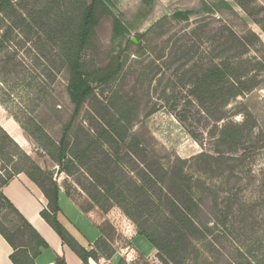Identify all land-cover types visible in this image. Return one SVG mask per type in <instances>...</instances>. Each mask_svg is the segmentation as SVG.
<instances>
[{
  "label": "rangeland",
  "instance_id": "1",
  "mask_svg": "<svg viewBox=\"0 0 264 264\" xmlns=\"http://www.w3.org/2000/svg\"><path fill=\"white\" fill-rule=\"evenodd\" d=\"M110 1L112 13L129 31L120 48L129 50L118 56L120 45L112 44L111 20H104L92 47L81 54L87 72L96 73L94 97L70 136L84 144L121 112L130 121L126 143L135 135L140 152L129 150L126 158L122 149L117 166L109 157L114 149L103 144L93 148L83 166L66 174L25 137L23 128L32 119L43 121L47 134L58 141L71 111L58 64H48L47 70L38 55L51 58L53 51L34 36L24 40L14 33L7 53L0 54V127L80 208H90V199L101 195L88 212L122 213L120 204L113 198L107 201L101 192L112 176L120 181L118 189H126L130 177L139 182L138 170L153 166L165 172L162 186L167 187L178 161H189L185 167L194 179L202 236L192 244L185 264H264V0ZM176 14L182 18L175 19ZM162 19L166 20L155 32L138 39ZM241 40L245 49L237 45ZM220 53L217 59H232L238 77L234 82L242 93L226 98V103L206 104L205 111L191 92L199 71ZM114 71L110 82L98 81ZM232 126L236 134L225 140L221 130ZM0 143L9 148L1 134ZM6 164L0 159L1 172ZM145 189L154 202L155 191ZM102 229L113 247V227L105 223ZM146 262L150 264H137Z\"/></svg>",
  "mask_w": 264,
  "mask_h": 264
},
{
  "label": "trees",
  "instance_id": "2",
  "mask_svg": "<svg viewBox=\"0 0 264 264\" xmlns=\"http://www.w3.org/2000/svg\"><path fill=\"white\" fill-rule=\"evenodd\" d=\"M34 1L36 0H0V54L7 53V45L14 33L24 40L34 36L38 43L43 42L50 46L53 51L51 58L42 53L38 55L46 62L47 70H50L49 65L58 64V72H62L66 80L65 93L71 111L68 119L62 123L58 141L47 134L43 121L35 122L32 119L29 120L27 128H23L25 137L36 143L41 154L47 155L60 172L66 174H71V169L76 166H83L84 161L92 158L93 148L99 149L98 147L103 144L109 146V150L114 149L112 153H109V157L117 166L121 165L123 157H120V151L122 149L125 150L123 154L126 158L131 151L134 154L140 152L139 139L135 135L131 137L129 143H126L129 137L130 121L128 117L123 116V113L116 115L112 122L105 121L94 137L87 138L84 144L75 143L70 134L86 103L94 97L92 76L96 73L87 72L81 61V54L92 47L100 24L110 19L111 41L112 44L119 42L118 56H120L124 51L129 50V46L122 50L120 48L123 45L122 42L126 40L128 28L112 13L110 0ZM174 18H182V15L176 14ZM165 20L157 22L138 39H145L147 33L155 32ZM241 42L245 43L241 40L237 41V45L245 49L246 45ZM127 43L136 45L131 41ZM140 44H138L139 52L142 53ZM221 55L223 53L212 58L199 71L201 76L199 75L198 85L191 92L205 111L206 104L220 101L226 103V98L234 99L242 93L234 82L238 77L235 75L232 59H217ZM3 59H5L4 56ZM115 72H111L108 77L100 78L98 81L110 82ZM8 73L10 71H7ZM83 130H85L84 127ZM0 134L9 146L6 149L4 144L0 143V159L7 163V167L0 171V210L3 208L5 211V215L0 217V235L14 250H18L11 256L12 263L34 264L33 261L40 254V250L48 247L2 193V188L19 174H24L41 191L47 201L46 209L40 213L41 218L83 264H88L89 259L93 261H98L99 258L110 259L114 250L108 240L100 238L94 244V248L85 249L68 235L58 219L60 215L58 184L52 179L51 174L23 152L1 127ZM229 134H236V127L222 128L221 136L225 140L229 139L227 138ZM188 162L178 161L177 166L173 168L167 187L162 186L166 179L165 172L154 170L153 166H150L149 171L138 170L137 176L140 178L138 180L140 183L134 182L130 177L129 186L126 189L121 187L118 189L120 181L112 176L109 178L111 180H106L101 190L108 196L107 201L113 198L120 204L122 213L134 224L137 234L143 236L155 248L156 257L161 264H185L190 257L192 244L199 241L202 236V229L197 222L199 208L194 179L185 167ZM146 187L155 191L157 199L154 202L148 198L145 192ZM66 195L69 197V194ZM142 196L147 198L139 200ZM100 197L101 195L92 197L91 206H97ZM123 200L127 202L124 203L125 205L121 203ZM90 208L80 209L87 213ZM106 212L107 210L103 211L104 214ZM55 264H65V262L57 259ZM119 264L126 263L120 261Z\"/></svg>",
  "mask_w": 264,
  "mask_h": 264
},
{
  "label": "crops",
  "instance_id": "3",
  "mask_svg": "<svg viewBox=\"0 0 264 264\" xmlns=\"http://www.w3.org/2000/svg\"><path fill=\"white\" fill-rule=\"evenodd\" d=\"M2 193L48 246L40 250V254L33 261L34 264H55L57 259H61L65 264H83L41 218L40 213L46 209L47 201L38 187L24 174L12 178L2 188ZM58 206L60 223L68 235L85 249H92L100 238L105 239L103 224L107 223L113 227L116 237L112 247L113 256L110 259L99 258L98 261L89 259L88 264H119L120 261L137 264L140 260L157 264L155 248L143 236L137 234L134 224L122 213H84L61 187L58 192ZM17 251L0 235V264H13L11 256Z\"/></svg>",
  "mask_w": 264,
  "mask_h": 264
}]
</instances>
